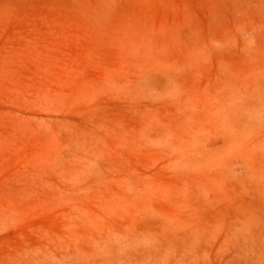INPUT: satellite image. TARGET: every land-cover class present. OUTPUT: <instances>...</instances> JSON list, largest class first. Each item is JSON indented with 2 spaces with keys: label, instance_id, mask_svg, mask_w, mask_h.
<instances>
[{
  "label": "rangeland",
  "instance_id": "obj_1",
  "mask_svg": "<svg viewBox=\"0 0 264 264\" xmlns=\"http://www.w3.org/2000/svg\"><path fill=\"white\" fill-rule=\"evenodd\" d=\"M263 229L264 0H0V264H259Z\"/></svg>",
  "mask_w": 264,
  "mask_h": 264
},
{
  "label": "bare ground",
  "instance_id": "obj_2",
  "mask_svg": "<svg viewBox=\"0 0 264 264\" xmlns=\"http://www.w3.org/2000/svg\"><path fill=\"white\" fill-rule=\"evenodd\" d=\"M258 219V218H257ZM263 231H264V229H263ZM262 231V233L261 232H259L257 235H255L254 234V236H252L251 234H249V236H251L250 238L252 239V241H253V243H254V245H258V246H261V250H255V251H253L254 253H252V255H251V261L252 262H257V263H259V264H264V232ZM261 233V234H260ZM196 240V238L194 237L191 241H190V243H191V246L193 247L194 245V241ZM189 243V244H190ZM257 247V246H256ZM177 252V251H176ZM241 259V258H240ZM246 259H248V257L247 258H245V260H243V261H246L245 262V264L247 263V261L248 260H246ZM242 260H239V262H241ZM238 262V263H239ZM244 264V263H243Z\"/></svg>",
  "mask_w": 264,
  "mask_h": 264
}]
</instances>
